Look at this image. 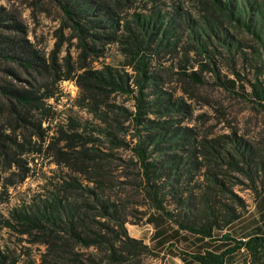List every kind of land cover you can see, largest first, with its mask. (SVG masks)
Here are the masks:
<instances>
[{
  "label": "trees",
  "instance_id": "obj_1",
  "mask_svg": "<svg viewBox=\"0 0 264 264\" xmlns=\"http://www.w3.org/2000/svg\"><path fill=\"white\" fill-rule=\"evenodd\" d=\"M52 1L63 38L76 41L75 61L70 52L60 59L64 40L50 55L35 48L0 7V187L25 182L40 159L56 165L4 227L44 246L39 264H149L160 253L127 227L145 207L179 230L231 243L186 254L197 264H225L240 250L264 264V233L225 231L249 212L238 187L264 194V133L192 123L205 87L264 114V0ZM111 45L123 60L96 66ZM63 80L76 83V105L92 119L57 116L50 100ZM0 264L20 262L0 247Z\"/></svg>",
  "mask_w": 264,
  "mask_h": 264
},
{
  "label": "rangeland",
  "instance_id": "obj_2",
  "mask_svg": "<svg viewBox=\"0 0 264 264\" xmlns=\"http://www.w3.org/2000/svg\"><path fill=\"white\" fill-rule=\"evenodd\" d=\"M166 7L173 0H162ZM188 5V0H174ZM0 7H5L10 13L15 14L23 23L27 38L33 46L46 55L55 50L58 42L65 39L61 33L63 15L60 8L52 0H0ZM65 37L70 35L69 30H64ZM72 59H77L78 50L75 40H66L58 52L62 60L68 53ZM123 56L116 45L107 48L105 56L96 66L102 63L119 64ZM19 73L22 82L29 79V74L20 67L14 66ZM5 78V73L0 68V82ZM179 94H183L181 85L176 81L171 84ZM57 99H51L50 103L60 119L68 115L81 119H92V116L76 105L79 96V88L72 80H63L55 89ZM195 109L197 125L201 132L222 133L230 131L231 127H237L240 133H244L250 139L258 137L259 132L264 133V114L254 110L252 106L226 92L216 90L213 87L202 88L197 92V97L192 101ZM206 114L205 117L200 115ZM56 168L51 158L39 160V164L25 182L8 188V192L0 187V247L15 252L20 264H39L40 255L44 250L41 244L31 242V237L20 236L7 227H4V219L9 211L25 199L36 195L44 183L45 174L50 175ZM238 193L246 199L249 212L239 221L231 225L227 230L235 238H245L252 234L264 233V194L256 198L250 190L237 188ZM131 222L127 224L131 236L143 239L154 250L160 253L157 258L147 260L149 264H197L189 253L204 252L210 249L221 251L230 242H222L219 239L210 241L187 231L179 230L172 222L165 219L160 213L143 207L136 216H131ZM225 231H217L215 236H220ZM184 253V254H183ZM225 264H250L249 254L246 250H240L227 258Z\"/></svg>",
  "mask_w": 264,
  "mask_h": 264
}]
</instances>
